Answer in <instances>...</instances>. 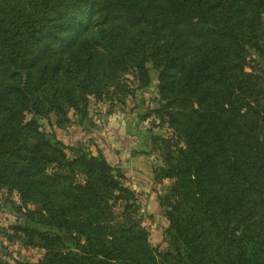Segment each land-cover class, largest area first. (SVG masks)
Returning <instances> with one entry per match:
<instances>
[{
    "label": "trees",
    "instance_id": "16d2710c",
    "mask_svg": "<svg viewBox=\"0 0 264 264\" xmlns=\"http://www.w3.org/2000/svg\"><path fill=\"white\" fill-rule=\"evenodd\" d=\"M263 16L264 0H0V184L83 237L35 264H264V67L246 56L262 51ZM147 63L150 111L170 129L152 174L167 180L156 198L175 254L148 244L134 190L101 153L69 158L25 115L50 126L61 101L123 104L122 75L145 85Z\"/></svg>",
    "mask_w": 264,
    "mask_h": 264
},
{
    "label": "rangeland",
    "instance_id": "374dc122",
    "mask_svg": "<svg viewBox=\"0 0 264 264\" xmlns=\"http://www.w3.org/2000/svg\"><path fill=\"white\" fill-rule=\"evenodd\" d=\"M260 30L264 31V21ZM259 44L262 51L247 48L246 56L248 61L264 67V38L259 37ZM147 65L145 85L133 81L129 74L122 75L133 85L123 104L107 97H88L86 109L81 114L61 101L63 114L54 110L47 113L50 126L44 112H40L42 116L33 112L25 115L32 116L41 129L53 134L67 157H73L79 150L101 153L124 175L125 184L134 190L136 219L146 233L148 244L175 254L182 246L169 235H163L166 219L156 198V193L165 191L167 180L156 183L152 174V168L160 165L162 157L160 141L167 138L170 129L163 118L159 119L157 113L150 111L159 106L154 96L157 71ZM44 215L39 203L30 197L21 198L14 187L0 184V264H35L47 249L57 246L78 252L75 240L83 243V237L73 236V232L50 224ZM19 226L33 230L34 235L30 237L18 229ZM36 232L57 237L59 242L39 239Z\"/></svg>",
    "mask_w": 264,
    "mask_h": 264
}]
</instances>
